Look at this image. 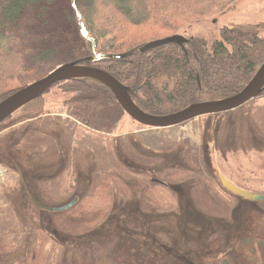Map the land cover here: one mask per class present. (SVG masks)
Masks as SVG:
<instances>
[{
    "label": "rangeland",
    "instance_id": "374dc122",
    "mask_svg": "<svg viewBox=\"0 0 264 264\" xmlns=\"http://www.w3.org/2000/svg\"><path fill=\"white\" fill-rule=\"evenodd\" d=\"M69 5H48L33 46L48 40L64 56H81V34L65 17ZM259 21L264 0H236L178 34L212 43L224 25ZM130 34L136 46L154 38L147 27ZM55 85L0 123V164L7 168L0 181V264H20L23 233L11 234L9 225L19 226L13 212L24 218L26 209L6 201L20 188L28 191L26 206L34 205L31 199L60 206L77 198L69 210L30 212L42 227L70 236L63 239L72 249L43 234L30 264H264V202L241 198L219 180L264 193V89L236 109L152 129L130 118L109 91L62 93ZM116 176L119 188L112 184ZM108 203L107 215L112 208L114 214L92 216V205ZM75 241L88 243L82 248Z\"/></svg>",
    "mask_w": 264,
    "mask_h": 264
},
{
    "label": "trees",
    "instance_id": "16d2710c",
    "mask_svg": "<svg viewBox=\"0 0 264 264\" xmlns=\"http://www.w3.org/2000/svg\"><path fill=\"white\" fill-rule=\"evenodd\" d=\"M235 1L68 0L71 11L65 17L69 24L75 25L83 40L84 50L77 57L72 52L64 56L48 40L32 45L35 39L39 41L36 31L45 22L47 7L53 0H0V101L26 84L42 78L57 65L98 55L101 59L90 65L95 64V67L109 72L126 85L129 96L137 106L150 114L165 115L191 103L231 96L239 92L264 60L263 22L224 25L219 31V37L212 43H206L198 36H189L185 37L187 41L182 45L169 43L145 52L140 51L143 43L136 46V42L129 41V38L132 28L137 27H147L153 34L154 38L148 41L178 34L193 23L229 9ZM161 33L167 34L162 36ZM109 54L124 56L107 58ZM100 84L89 78H76L59 82L55 86L62 93L66 89L70 93L84 87L104 89L103 92L107 93V87ZM119 183L120 176H116L112 184H118L119 188ZM100 184V181H95L93 193H99L97 187ZM27 193L25 188L15 189L6 199L11 208L19 201L26 209L24 218L13 212L19 226L9 225L11 234L17 232L20 236L23 233L18 240L21 244V259H17L16 263L20 264L37 261L38 255L34 248L38 238L44 239L45 234H49L50 241L57 246L71 249L63 239L70 236L63 234L65 237H60L58 230H47L35 216L32 217L33 211H42L31 203L29 206L23 203L22 199L27 198ZM109 196L106 193L102 197ZM89 210H92V216L94 214L103 219L109 212V203L92 205ZM114 210L112 208L106 218L114 214ZM169 218L165 220L171 225ZM178 233L188 235L181 228ZM173 234L162 233L165 237ZM104 235L103 238L114 239L108 233ZM75 243L83 248L88 242Z\"/></svg>",
    "mask_w": 264,
    "mask_h": 264
},
{
    "label": "water",
    "instance_id": "95a60500",
    "mask_svg": "<svg viewBox=\"0 0 264 264\" xmlns=\"http://www.w3.org/2000/svg\"><path fill=\"white\" fill-rule=\"evenodd\" d=\"M186 38L181 34H173L165 36L142 45L140 47L141 52L151 50L155 47L162 46L169 43H174L182 45L186 42ZM124 55H108L107 58H121ZM101 56H88L80 60H75L71 62H65L56 66L51 72H48L42 78H38L24 87H21L19 90L15 91L11 95L7 96L5 99L0 101V123L4 121L11 113H15L16 110L29 103L33 99L40 97L44 92H46L50 86L58 83L64 82L76 78H89L95 80L100 85H104L111 92L112 97L115 101L130 118L134 121L147 126L154 128H165L181 124L202 115H215L219 113H224L230 110H233L243 103L257 97L264 88V60L259 67L256 69L254 74L251 76L249 81L239 90L237 93L222 98L218 100L211 101H202L191 103L184 108L171 112L165 115H154L147 113L140 109L137 104L133 101L131 96H129L128 87L122 84L109 72L86 64L92 63L96 60H100ZM219 180L221 185L227 189L229 192L251 201L264 202V193L258 194L246 191L231 181L226 180L222 175H219ZM154 183H160L159 180L152 179ZM35 206L41 210H46L48 212H60L64 210H69L76 201L77 198L73 197L70 201L66 202L60 206H47L44 203H40L34 199H31Z\"/></svg>",
    "mask_w": 264,
    "mask_h": 264
},
{
    "label": "built area",
    "instance_id": "2783aa9c",
    "mask_svg": "<svg viewBox=\"0 0 264 264\" xmlns=\"http://www.w3.org/2000/svg\"><path fill=\"white\" fill-rule=\"evenodd\" d=\"M6 169L0 165V179L3 178V176L5 175Z\"/></svg>",
    "mask_w": 264,
    "mask_h": 264
}]
</instances>
